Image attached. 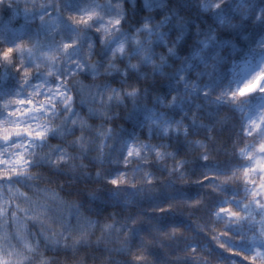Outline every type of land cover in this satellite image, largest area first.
<instances>
[{
    "label": "clouds",
    "instance_id": "obj_1",
    "mask_svg": "<svg viewBox=\"0 0 264 264\" xmlns=\"http://www.w3.org/2000/svg\"><path fill=\"white\" fill-rule=\"evenodd\" d=\"M0 264H264V0H0Z\"/></svg>",
    "mask_w": 264,
    "mask_h": 264
}]
</instances>
